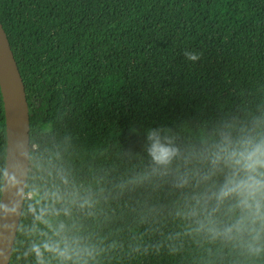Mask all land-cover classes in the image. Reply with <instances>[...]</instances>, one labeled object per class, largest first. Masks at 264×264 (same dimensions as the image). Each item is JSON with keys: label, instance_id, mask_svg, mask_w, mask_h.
Instances as JSON below:
<instances>
[{"label": "trees", "instance_id": "obj_1", "mask_svg": "<svg viewBox=\"0 0 264 264\" xmlns=\"http://www.w3.org/2000/svg\"><path fill=\"white\" fill-rule=\"evenodd\" d=\"M0 21L32 146L10 264H60L32 251L54 239L41 214L79 242L67 264H264L187 227L190 190L151 174L146 139L170 129L186 148L264 113V0H0ZM6 160L0 86V203Z\"/></svg>", "mask_w": 264, "mask_h": 264}, {"label": "clouds", "instance_id": "obj_2", "mask_svg": "<svg viewBox=\"0 0 264 264\" xmlns=\"http://www.w3.org/2000/svg\"><path fill=\"white\" fill-rule=\"evenodd\" d=\"M184 56L195 63L201 53L185 50ZM170 132L148 129L147 154L152 175L171 174L176 189L190 190L177 215L189 229L210 240L252 255L264 253V113L226 122L198 145L186 148H181ZM36 219L54 239L33 245L35 255L42 258L49 253L60 264L71 261L79 242L66 233L63 224H54L44 214Z\"/></svg>", "mask_w": 264, "mask_h": 264}, {"label": "water", "instance_id": "obj_3", "mask_svg": "<svg viewBox=\"0 0 264 264\" xmlns=\"http://www.w3.org/2000/svg\"><path fill=\"white\" fill-rule=\"evenodd\" d=\"M0 86L7 121V160L0 203V264H10L31 170V122L26 86L0 21Z\"/></svg>", "mask_w": 264, "mask_h": 264}]
</instances>
